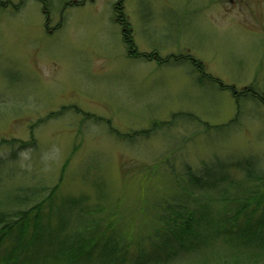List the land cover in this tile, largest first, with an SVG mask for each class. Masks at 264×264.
Segmentation results:
<instances>
[{
    "label": "rangeland",
    "instance_id": "1",
    "mask_svg": "<svg viewBox=\"0 0 264 264\" xmlns=\"http://www.w3.org/2000/svg\"><path fill=\"white\" fill-rule=\"evenodd\" d=\"M74 1L0 0V264H264V0Z\"/></svg>",
    "mask_w": 264,
    "mask_h": 264
},
{
    "label": "trees",
    "instance_id": "2",
    "mask_svg": "<svg viewBox=\"0 0 264 264\" xmlns=\"http://www.w3.org/2000/svg\"><path fill=\"white\" fill-rule=\"evenodd\" d=\"M123 35H124L125 41L128 43L130 41V39L128 38V35L126 34V31L123 33ZM5 227H2V229L4 230Z\"/></svg>",
    "mask_w": 264,
    "mask_h": 264
}]
</instances>
